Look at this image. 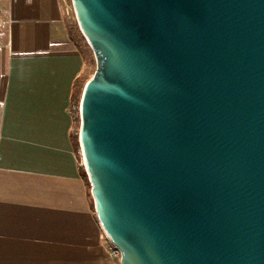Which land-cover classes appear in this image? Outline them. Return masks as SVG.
Instances as JSON below:
<instances>
[{"label":"water","instance_id":"water-1","mask_svg":"<svg viewBox=\"0 0 264 264\" xmlns=\"http://www.w3.org/2000/svg\"><path fill=\"white\" fill-rule=\"evenodd\" d=\"M96 70L79 147L120 264H264V0H71Z\"/></svg>","mask_w":264,"mask_h":264},{"label":"crops","instance_id":"crops-1","mask_svg":"<svg viewBox=\"0 0 264 264\" xmlns=\"http://www.w3.org/2000/svg\"><path fill=\"white\" fill-rule=\"evenodd\" d=\"M69 2L0 0V264H120L73 142L89 57Z\"/></svg>","mask_w":264,"mask_h":264},{"label":"trees","instance_id":"trees-1","mask_svg":"<svg viewBox=\"0 0 264 264\" xmlns=\"http://www.w3.org/2000/svg\"><path fill=\"white\" fill-rule=\"evenodd\" d=\"M86 83H87V79L85 78L77 80V82H75V89L71 96L70 109L73 118L75 119V123L77 124L79 123V103L82 96V89H83V85H86ZM78 138H79V133H78V128L76 127L73 134V142L79 149Z\"/></svg>","mask_w":264,"mask_h":264},{"label":"rangeland","instance_id":"rangeland-1","mask_svg":"<svg viewBox=\"0 0 264 264\" xmlns=\"http://www.w3.org/2000/svg\"><path fill=\"white\" fill-rule=\"evenodd\" d=\"M68 1L71 2V0H68ZM74 20H75L76 29L78 31L77 32L78 38H79L78 42H79L80 46H82L83 51H85V53H88V57H89V65L87 67V71H86V74L84 76L89 81L92 78V76H93V74H94V72L96 70L95 58H94L93 52L90 49L87 41L85 40V38L83 37L82 33L80 32L75 18H74ZM76 127L78 128V131H79V129H80V119H79V123L78 124L76 123ZM89 192H90V185H89Z\"/></svg>","mask_w":264,"mask_h":264},{"label":"built area","instance_id":"built-area-1","mask_svg":"<svg viewBox=\"0 0 264 264\" xmlns=\"http://www.w3.org/2000/svg\"><path fill=\"white\" fill-rule=\"evenodd\" d=\"M71 12H72V14H73V16H74V18L76 19V17H75V13H74V9H73V6H72V2H71ZM2 109H3V102H1L0 101V119H1V115H2ZM80 155H81V150H80ZM81 158H82V155H81ZM82 162H83V160H82ZM83 166H84V168H85V165H84V162H83ZM104 236H105V239H106V241H107V243H108V251H109V254L113 257V258H116V259H118V260H120V258H121V253H120V251H119V249L118 248H116L109 240H108V238H107V236L104 234Z\"/></svg>","mask_w":264,"mask_h":264}]
</instances>
